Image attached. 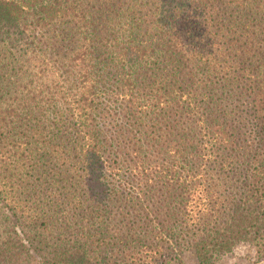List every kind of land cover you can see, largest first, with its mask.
<instances>
[{
  "label": "trees",
  "instance_id": "obj_1",
  "mask_svg": "<svg viewBox=\"0 0 264 264\" xmlns=\"http://www.w3.org/2000/svg\"><path fill=\"white\" fill-rule=\"evenodd\" d=\"M264 254V0H0V264Z\"/></svg>",
  "mask_w": 264,
  "mask_h": 264
},
{
  "label": "rangeland",
  "instance_id": "obj_2",
  "mask_svg": "<svg viewBox=\"0 0 264 264\" xmlns=\"http://www.w3.org/2000/svg\"><path fill=\"white\" fill-rule=\"evenodd\" d=\"M261 246L241 244L232 253L219 257L214 264H264V254L258 251ZM189 264H193L192 261Z\"/></svg>",
  "mask_w": 264,
  "mask_h": 264
}]
</instances>
